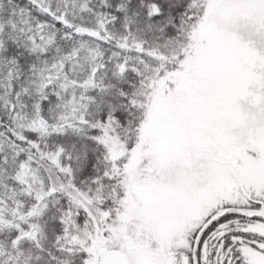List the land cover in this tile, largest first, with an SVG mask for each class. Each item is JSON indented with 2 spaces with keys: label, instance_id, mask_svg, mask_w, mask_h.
<instances>
[{
  "label": "snow or ice",
  "instance_id": "1",
  "mask_svg": "<svg viewBox=\"0 0 264 264\" xmlns=\"http://www.w3.org/2000/svg\"><path fill=\"white\" fill-rule=\"evenodd\" d=\"M0 264H264V0H0Z\"/></svg>",
  "mask_w": 264,
  "mask_h": 264
}]
</instances>
